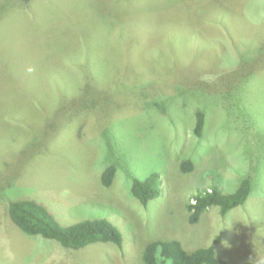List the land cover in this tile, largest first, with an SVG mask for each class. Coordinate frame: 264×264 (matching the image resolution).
<instances>
[{"label":"rangeland","instance_id":"obj_1","mask_svg":"<svg viewBox=\"0 0 264 264\" xmlns=\"http://www.w3.org/2000/svg\"><path fill=\"white\" fill-rule=\"evenodd\" d=\"M29 1L0 0V264H142L145 244L160 238L184 249L218 238L219 259L264 264V0ZM158 22L183 23L196 36L184 69L173 70L172 86L183 89L164 90V112L147 107L111 125L134 176L142 178L155 161L169 173L168 188L162 180L157 198L143 208L124 171L103 186V170L116 157L105 154L93 117L51 129L81 89L88 105L111 92L121 104L129 89H114L111 78L146 58L145 47L163 36ZM106 23L118 40L105 35ZM197 109L207 119L199 139L192 133ZM186 159L194 169L182 175ZM244 179L252 185L245 204L225 216L210 208L189 223L185 204L194 187L214 182L233 193ZM16 200L45 203L64 226L107 219L122 234V247L96 243L73 251L29 237L7 216Z\"/></svg>","mask_w":264,"mask_h":264},{"label":"trees","instance_id":"obj_2","mask_svg":"<svg viewBox=\"0 0 264 264\" xmlns=\"http://www.w3.org/2000/svg\"><path fill=\"white\" fill-rule=\"evenodd\" d=\"M29 2V0H21L22 5L25 6ZM186 5L190 8L194 7L189 3H186ZM181 24L173 23V25L167 26L165 24L160 25L158 22L155 28L162 30L163 36L152 48L145 47L148 50H143L142 55L146 58L139 59V61L138 59L129 61L122 70H119L124 72L115 81V75H113L111 83L114 82V89H129L121 104L119 100L113 97L111 92L110 96L106 95L105 97H101V93H98L100 97L92 105H88L83 99L88 97L86 95L88 91L87 89H81L73 102L68 106H64L52 121L57 128L51 130H58L60 127L74 125L78 121L77 119L83 115L93 117L95 120L94 126L100 128V138L104 142L105 154L109 158L116 157L115 161L103 170L101 177L103 186L109 187L116 177L117 171H124L125 177L131 181L130 192L132 196L143 208L157 198L159 184L162 180L166 181V189L168 188L169 173L165 168L160 167L159 161H155L157 163L154 164L155 167L142 178L134 176L128 167L130 162L127 159V154L116 147L117 143L111 133V125L114 120L119 118V115L138 114L142 110L145 111L147 107L153 106L158 113H163L169 102V100H163L167 97V92L164 90L183 89L178 86L177 82L172 86V81L177 79H174L173 70L184 69L188 61L185 53L191 51L190 47L192 41L195 42L194 37L196 35L191 32L187 25ZM137 27L139 28V23H134L136 33ZM114 28L115 26L108 27L106 23L104 33L110 40H118V35L113 32ZM146 32L151 34L148 28ZM208 39L212 45L218 43L216 38L211 37V34ZM219 47H221L222 53L224 51L229 56V52L226 51L223 43ZM166 48L167 51L169 49V54L166 53ZM198 77L197 73L193 77L196 80L183 81L185 85H190L192 81L197 82L199 80L198 82H201ZM63 120H65L64 123ZM206 124V114L203 110L197 109L194 114L192 130L196 138L199 139L203 136ZM80 135L81 130L78 129L76 133L77 140H80ZM117 151L121 152L122 155ZM193 169L192 160L186 159L182 162V175L189 174ZM251 187L249 179H244L233 193H226L214 182L207 186L197 185L194 187L193 195L189 196L190 202L185 204V211L189 214V223L192 225L198 223L201 216L210 208L218 207L220 213L224 216L234 208L245 204L251 193ZM6 212L12 223L23 234L32 238L38 237L51 240L67 250L78 251L96 243L122 247V234L111 222L104 218L85 220L64 226L56 214L52 212L51 207L37 200L11 201L6 207ZM218 241L217 238L210 246L205 248H185V250L182 246L183 243L178 240H163L160 238L145 244L141 254L142 264H228L221 258L219 259L215 252V246L219 244Z\"/></svg>","mask_w":264,"mask_h":264},{"label":"clouds","instance_id":"obj_3","mask_svg":"<svg viewBox=\"0 0 264 264\" xmlns=\"http://www.w3.org/2000/svg\"><path fill=\"white\" fill-rule=\"evenodd\" d=\"M249 196H250V195H249ZM227 214H229V212H228V213H226L225 215H227ZM225 215H224V216H225ZM113 225H114V224H113ZM114 226H115V225H114ZM115 227H116V226H115ZM116 228H117V227H116ZM117 229H118V228H117ZM218 242H219V241H218Z\"/></svg>","mask_w":264,"mask_h":264}]
</instances>
